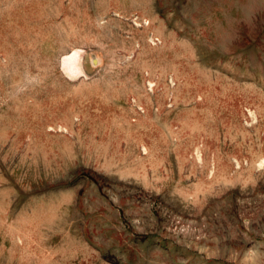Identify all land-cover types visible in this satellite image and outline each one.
Wrapping results in <instances>:
<instances>
[{"label": "rangeland", "instance_id": "374dc122", "mask_svg": "<svg viewBox=\"0 0 264 264\" xmlns=\"http://www.w3.org/2000/svg\"><path fill=\"white\" fill-rule=\"evenodd\" d=\"M0 264H264V0H0Z\"/></svg>", "mask_w": 264, "mask_h": 264}]
</instances>
